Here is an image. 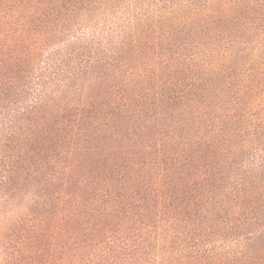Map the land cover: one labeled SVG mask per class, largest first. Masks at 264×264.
Instances as JSON below:
<instances>
[{"label": "trees", "instance_id": "16d2710c", "mask_svg": "<svg viewBox=\"0 0 264 264\" xmlns=\"http://www.w3.org/2000/svg\"><path fill=\"white\" fill-rule=\"evenodd\" d=\"M0 264H264V0H0Z\"/></svg>", "mask_w": 264, "mask_h": 264}]
</instances>
